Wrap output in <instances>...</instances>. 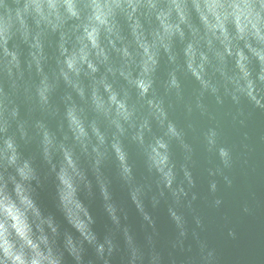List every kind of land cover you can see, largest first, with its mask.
Masks as SVG:
<instances>
[{"label":"clouds","instance_id":"1","mask_svg":"<svg viewBox=\"0 0 264 264\" xmlns=\"http://www.w3.org/2000/svg\"><path fill=\"white\" fill-rule=\"evenodd\" d=\"M246 109L264 113V0H0V264H221L196 230L189 134L211 158L209 207L223 204L221 184L234 189L239 166L241 210L256 216L264 127L251 129ZM114 179L146 222L143 240ZM45 187L62 221L42 205ZM146 200L166 205L167 245Z\"/></svg>","mask_w":264,"mask_h":264},{"label":"water","instance_id":"2","mask_svg":"<svg viewBox=\"0 0 264 264\" xmlns=\"http://www.w3.org/2000/svg\"><path fill=\"white\" fill-rule=\"evenodd\" d=\"M186 89L190 92L192 85L186 83ZM225 108L221 112L222 124L226 138L234 143H237L240 138V129L238 125H233L230 117H223V113L229 111ZM250 112L248 116L249 127L253 130L264 127V113L246 109ZM175 117L183 120V113L179 109L175 113ZM203 125V121L200 122ZM189 139L195 147V167L193 169L194 176L197 178V186L193 190L197 193L198 199L194 202L198 213L203 219V231L196 229L202 239L217 248L221 256V264H264V212L258 213L256 216L245 215L240 207V202L247 195L246 187L248 177L243 169L237 166L232 175L235 178L234 189L227 190L220 186L218 196L222 197L223 204L219 209L209 207L206 202L208 195V177L206 169L211 167L209 163L211 159L204 151L202 145L190 133ZM133 158L135 151L133 149ZM215 163V161H213ZM138 175L143 173L142 165L137 159ZM111 175V171L109 172ZM40 200L45 209L57 216L58 220L62 221L59 213L56 210L55 203L51 197V189L45 187L38 189ZM114 198L124 208L128 215L127 223L131 226L137 237L141 240L144 238V225L146 222L136 211L134 205L131 204L127 197L126 191L121 188L118 181L113 180ZM93 214L96 217V230L103 236L109 227V221L103 211V208L98 199L90 202ZM148 211H150L156 220L157 240L163 246L175 238V229L170 221L166 205L163 201L158 208L152 209L149 200L145 201ZM190 228H195L194 222L189 217ZM229 230L235 232V238L228 235ZM150 231V229H149Z\"/></svg>","mask_w":264,"mask_h":264}]
</instances>
